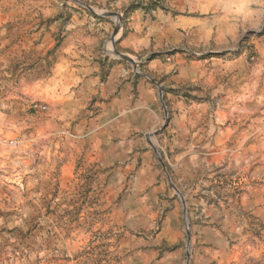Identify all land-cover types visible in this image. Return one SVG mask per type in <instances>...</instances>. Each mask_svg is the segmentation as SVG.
I'll list each match as a JSON object with an SVG mask.
<instances>
[{
    "label": "rangeland",
    "instance_id": "rangeland-1",
    "mask_svg": "<svg viewBox=\"0 0 264 264\" xmlns=\"http://www.w3.org/2000/svg\"><path fill=\"white\" fill-rule=\"evenodd\" d=\"M119 68L124 153L66 107ZM0 264H264V0H0Z\"/></svg>",
    "mask_w": 264,
    "mask_h": 264
},
{
    "label": "crops",
    "instance_id": "crops-1",
    "mask_svg": "<svg viewBox=\"0 0 264 264\" xmlns=\"http://www.w3.org/2000/svg\"><path fill=\"white\" fill-rule=\"evenodd\" d=\"M178 37L181 38V32L174 30ZM150 69L149 73L152 76L159 77L158 75H168L172 72L174 68L178 70V74L167 78V82L174 81L175 83H181L190 80L193 75V65H189L183 58H175L174 63L162 64L159 62L152 63L148 66ZM86 73L88 79L84 82L82 87V92L85 90V96L92 98L97 96V101L93 104L88 105L87 103L82 106H66V107H93L98 111L99 116H104L106 112L110 113V118L100 121L97 126L98 133L101 136L102 131L105 132V137H108L109 144L112 146L111 151L116 153L128 152L129 148L125 146L126 141H122L119 138L121 135L127 136V129H125V122L134 113L145 114L147 112L153 111V107H158L156 101V94L153 85L147 83L144 79L140 78L138 80H131L124 82L121 76V70L114 71L108 78L101 81L100 74L94 75ZM131 93L130 97H123L122 93ZM135 99L133 100V98ZM137 97V98H136ZM135 101V106H131V102ZM127 103V107H137L135 110L124 113L121 115V108L123 103ZM128 114V116H127ZM130 114V115H129ZM133 114V115H134ZM102 143V142H101Z\"/></svg>",
    "mask_w": 264,
    "mask_h": 264
},
{
    "label": "built area",
    "instance_id": "built-area-1",
    "mask_svg": "<svg viewBox=\"0 0 264 264\" xmlns=\"http://www.w3.org/2000/svg\"><path fill=\"white\" fill-rule=\"evenodd\" d=\"M13 144V143H12Z\"/></svg>",
    "mask_w": 264,
    "mask_h": 264
}]
</instances>
